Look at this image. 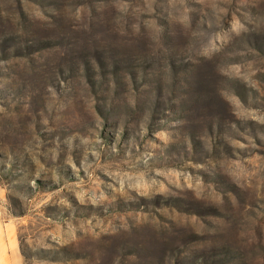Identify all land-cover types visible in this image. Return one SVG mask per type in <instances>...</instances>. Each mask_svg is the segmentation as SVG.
Wrapping results in <instances>:
<instances>
[{
    "label": "rangeland",
    "instance_id": "obj_1",
    "mask_svg": "<svg viewBox=\"0 0 264 264\" xmlns=\"http://www.w3.org/2000/svg\"><path fill=\"white\" fill-rule=\"evenodd\" d=\"M3 264H264V0H0Z\"/></svg>",
    "mask_w": 264,
    "mask_h": 264
},
{
    "label": "crops",
    "instance_id": "obj_2",
    "mask_svg": "<svg viewBox=\"0 0 264 264\" xmlns=\"http://www.w3.org/2000/svg\"><path fill=\"white\" fill-rule=\"evenodd\" d=\"M6 229H7V226L4 220H2V217L0 215V264H3L2 263V261H4V259L2 258L3 256L7 257L5 261H11V262L16 263L15 250H13L11 253H8L7 251V242H6V236H5Z\"/></svg>",
    "mask_w": 264,
    "mask_h": 264
}]
</instances>
